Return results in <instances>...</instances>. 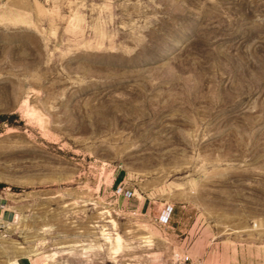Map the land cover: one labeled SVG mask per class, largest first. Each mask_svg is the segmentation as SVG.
Wrapping results in <instances>:
<instances>
[{"label": "rangeland", "instance_id": "rangeland-1", "mask_svg": "<svg viewBox=\"0 0 264 264\" xmlns=\"http://www.w3.org/2000/svg\"><path fill=\"white\" fill-rule=\"evenodd\" d=\"M0 204V264H264V0H0Z\"/></svg>", "mask_w": 264, "mask_h": 264}, {"label": "built area", "instance_id": "built-area-1", "mask_svg": "<svg viewBox=\"0 0 264 264\" xmlns=\"http://www.w3.org/2000/svg\"><path fill=\"white\" fill-rule=\"evenodd\" d=\"M170 213H171V210H164L162 212V214L160 215V217H159L160 218V222L166 223L169 220ZM0 220H2L1 217H0ZM169 264H204V263L201 262V261L190 260V261H178V262L174 261V262H171Z\"/></svg>", "mask_w": 264, "mask_h": 264}, {"label": "water", "instance_id": "water-1", "mask_svg": "<svg viewBox=\"0 0 264 264\" xmlns=\"http://www.w3.org/2000/svg\"><path fill=\"white\" fill-rule=\"evenodd\" d=\"M2 216L4 220L12 221L15 217V214L13 211H4Z\"/></svg>", "mask_w": 264, "mask_h": 264}, {"label": "crops", "instance_id": "crops-1", "mask_svg": "<svg viewBox=\"0 0 264 264\" xmlns=\"http://www.w3.org/2000/svg\"><path fill=\"white\" fill-rule=\"evenodd\" d=\"M115 183H116V184H121L122 181H121L120 178L118 177V178H116ZM140 207H142V208L144 207V203H143L142 201H139L138 208H140ZM42 264H44V263H42Z\"/></svg>", "mask_w": 264, "mask_h": 264}, {"label": "bare ground", "instance_id": "bare-ground-1", "mask_svg": "<svg viewBox=\"0 0 264 264\" xmlns=\"http://www.w3.org/2000/svg\"><path fill=\"white\" fill-rule=\"evenodd\" d=\"M0 209L2 210V209H4V206H2V204H0ZM167 214V213H166Z\"/></svg>", "mask_w": 264, "mask_h": 264}]
</instances>
